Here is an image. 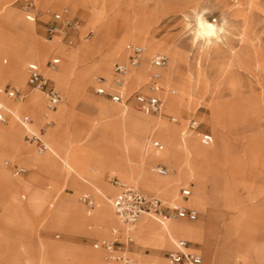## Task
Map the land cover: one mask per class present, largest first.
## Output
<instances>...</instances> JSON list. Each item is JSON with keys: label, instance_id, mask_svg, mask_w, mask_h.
<instances>
[{"label": "rangeland", "instance_id": "obj_1", "mask_svg": "<svg viewBox=\"0 0 264 264\" xmlns=\"http://www.w3.org/2000/svg\"><path fill=\"white\" fill-rule=\"evenodd\" d=\"M32 1L34 7L31 12H28L24 8L25 0H0V12L3 7L11 4L10 6L15 9V13L19 14L21 17H28L27 15H30V21L22 24V26L32 31L22 33L17 25L11 22L6 23L4 30H2V34L0 35V90L6 85L15 86L12 80L4 78H13L12 71L18 60L17 48L21 43L25 44L24 49L27 50L30 49V47H34L35 43H50L54 40H58V49L65 46L71 50H76L81 45H88L91 48V52L81 55L80 58H85L86 61L84 64L88 63L90 65L99 57L111 54L120 37L127 33L146 38L145 40L150 42L154 41L171 47L178 46L183 52V62L180 65L181 73L178 78L179 82L182 83L183 78L187 76L189 70L194 71L196 69H201L204 73L202 77L197 74L195 75L199 96L194 100L196 103L193 101V110L190 112H184L183 110L177 112V109H167L165 103L163 106V113L146 114L159 116L162 117L164 122L173 123L168 116L172 114L179 118V124H182L183 130L187 131V133L208 131L214 135L215 143L210 148L211 157L205 163L207 168L205 184L208 189V194L211 195L214 201L217 200L215 191H220V166L223 165V163L229 164V162L233 164L243 155L251 157V159L247 160L249 165L257 169L256 174L262 177V181L264 182V0ZM88 5L90 7H88ZM55 13H61L64 22L60 21L56 23L59 30L56 36H51L48 32V27L53 23ZM198 14L206 16L208 20H217L216 22L224 27V31L220 32V39L217 40L216 43L208 44L207 41L197 39L196 21ZM142 20L143 22L145 21L144 25L141 24ZM66 21L71 23L66 24ZM130 43L143 46L139 41L129 42L128 44ZM161 52L169 55L165 51ZM54 58L60 57L58 54L50 52L44 61H31L25 63V73H27V66L29 63L34 62L38 64L43 74L50 77L61 91L63 99L62 103L58 106H62L66 101L68 90L63 83L55 80L49 73V71H64L61 58L56 68L53 69L50 67V63ZM127 60L128 51L123 61L117 59L114 64ZM188 63H190L191 66ZM84 64L80 63L78 67L81 68ZM199 64L201 66H199ZM152 71L149 77L145 76L133 88L126 87V99L129 98L126 102L133 105L139 112L141 111L136 107L133 92L137 90L145 91L146 84L150 80ZM99 76H101V74H94L92 78L93 84L89 90L95 96L108 100L96 93L98 85L97 78ZM70 78V81H74V77L70 76ZM16 85L21 88H26V84L21 83L20 80L16 82ZM106 88L113 89V84H107ZM164 89H167V92L170 94L172 89H176L178 92L173 96H178L180 94V89L176 85H170L168 88L164 87ZM35 92H37V90H31L26 94L24 99L15 102H24ZM40 95L42 99H44L45 107L48 108L45 95L41 92ZM211 99H216L217 107L222 113L219 122H212L210 118H208L210 111L207 104ZM75 109L77 111H90V108L85 105L84 100L79 101ZM93 110L94 109H92V111ZM26 119H28L29 123L30 119L35 121V119L29 116H27ZM48 119H53L54 124L46 126L45 123ZM191 119L199 123L198 130H187V125ZM57 125L58 120L51 117V115H46L40 124L36 121L34 125L31 123L29 124L31 129L45 142L46 134L54 130ZM11 126L12 119L9 117H7V122L5 123L0 121L1 140H10L9 130ZM18 126L21 130V135L19 137L21 146H24L27 150H34V152L40 156L47 152L39 153L35 146L30 145V142H28L25 137L26 129L21 123H18ZM86 127V123L75 120V128L73 127V130H75L72 134V136L74 135L73 138L75 141L79 140L81 130L86 129ZM231 141H233V144H230ZM66 142L68 143V147L77 149L78 158H87L89 155L90 163L86 166V168H88L92 162L94 152L85 154L80 148H76L78 146L74 141L67 140ZM83 145L84 144L81 146ZM150 146L155 149L153 140ZM65 148L66 145L62 146V149ZM221 149H224V155L229 156V158H227V156L226 159L221 157V154H223ZM10 151L12 152L13 150ZM11 152L0 150V167L7 169L12 177H21L20 175L14 174L12 169L14 165H19L27 169L26 174L22 175L25 176L23 178L24 181L28 179L26 176L32 172V170H30L31 168L39 170L36 164H32L28 155L24 158H20L18 152ZM127 164L131 165L133 163L127 162ZM165 165L168 166V164ZM65 170L73 175H77L69 169ZM42 172L53 177V170L49 166H44ZM84 176L90 180L88 175L84 174ZM114 176L115 175L104 176L102 174L96 180L89 181L94 182L95 185L80 178L85 184L84 191H76L70 184L65 182L57 191H50L51 195L47 196V200L45 198L41 200L42 205L40 211L36 209V204L32 200L29 201L30 195L28 193L24 191H0V215L3 212V203L8 202L13 196L16 197L17 203L26 205L21 212L23 223L28 229L21 233V239L14 242V247L28 245L30 243L37 245L38 242L41 241L40 239H44L52 248H54L53 245L55 244L67 242L75 248L67 264H77L78 259L79 261L80 259L90 261L92 256L91 252L94 251H101L103 254L102 257L104 259L99 263L101 264L106 259V252L103 249H95L94 243L100 241L101 238L111 240L116 237L122 242L123 251L135 261L137 260V263L144 264L143 256L152 255H158L164 258L161 262L163 263L165 257L161 255H165L168 250H160L159 253H161V255L157 252L154 253V250H159L160 248H158L153 241H148L147 239L145 241L143 239L138 240L135 238L133 243H128L127 236L122 233L121 229L115 227H111L107 235L98 237L93 235L88 228H70L68 223L61 224L62 220L53 219V209L55 206H58L62 197H66L69 201L68 211L71 216L76 209H85L90 212L104 210L105 202L101 198L102 191L99 192L96 186L103 191L106 189L107 191L105 192L113 199L117 191H109L108 189H122V186H120V188L114 183L118 180ZM236 180L235 178L234 181L236 182ZM119 183L122 184L123 187L126 185L137 186L147 193L162 197L169 203H174L175 199H178L176 202L182 201V197L179 194L181 187L190 185L191 183L196 184L195 187L193 186V191L197 187L196 179H188L186 182L180 183L177 195L168 196L164 193L146 189L133 179L121 177ZM227 185L226 178L223 184V190H226ZM45 186L49 185L46 184ZM32 193L36 195L37 193H41V197L45 195L44 191H32ZM85 194L91 195L95 200H99L100 205L93 208L87 207L81 200V197ZM223 194V201L226 203V206L237 211V213L231 217L230 226L239 237H242L241 239L247 240L246 236L248 232H252L254 227H264L263 210L252 209L250 207L251 203H234L232 193L229 191H224ZM237 198L238 201L241 202L248 201L256 203L260 200L262 203L264 191L263 194L260 195L258 191H245L244 189H240ZM205 210L208 214L213 211L208 208V205ZM199 211L203 213L202 210ZM213 214H215L214 211ZM144 218L157 220L155 217L144 215L132 229V235H134L140 221ZM200 220L204 221L202 218ZM215 220L216 216L213 219V223ZM223 224L224 221H222V223L219 222L221 227ZM2 227V222H0V228ZM57 234L60 235L59 238L56 237ZM215 243L217 258L219 260L218 263L227 264V258L233 257L234 235L229 230L220 231V234H217ZM7 244L8 241L0 237V264H6L8 256L10 255L9 252L5 251ZM256 244L260 245L259 243ZM201 251L203 253L204 250L202 249ZM143 253L153 254L146 255ZM235 258L241 264H264V249L254 247L252 244L248 243L243 245L242 249L235 250ZM236 260L233 258L230 264H237ZM18 264L25 263L20 260Z\"/></svg>", "mask_w": 264, "mask_h": 264}, {"label": "bare ground", "instance_id": "obj_2", "mask_svg": "<svg viewBox=\"0 0 264 264\" xmlns=\"http://www.w3.org/2000/svg\"><path fill=\"white\" fill-rule=\"evenodd\" d=\"M10 5L3 7L0 12V35L2 34V30H4L6 23H9L8 17H10L11 13L15 12V9ZM88 7L90 6L88 5ZM27 16L30 17V15ZM216 21L217 20H208L206 16L198 14L196 21L197 39L207 41L208 44L216 43V41L220 39V32L224 31V27ZM21 22L25 24L27 18L22 19L19 25L16 23L13 24L17 25L22 33L26 31L32 32L31 30H26ZM144 23L145 21L143 22L142 20L141 24L144 25ZM201 23L213 25L216 29V35H199L201 31ZM221 29L223 30L221 31ZM58 30L59 28L53 36L57 34ZM145 39L146 38L137 37L133 34L127 33L120 37L111 54L99 57L91 65L88 63L84 64L86 59L80 58L81 55L91 52V48L88 45H81L76 50H71L65 46L58 49V40H54L50 43H35L34 47H30V49L27 50L24 49V43L19 44V47L17 48L18 60L12 71L13 77L17 70L20 69L21 65H25V63L31 61H44L48 54L53 52L58 54L61 58L64 71H49V73L55 80L65 85L68 90V95L66 99L64 98L66 101L62 106H58L56 110H50L45 107L44 99H42L40 91L30 95L24 102H15L5 94L0 93V103L7 108L9 112L8 117L12 119V126L9 130L10 141L13 143L12 146H14L17 151L21 146L19 143L21 130L18 123H21L23 119L29 116L40 124L46 115H51V117L58 120L57 127L45 136L46 142L52 144V146L42 156L36 154L34 150H28V156L30 157L32 164H36L40 171H42L44 166L51 167V165L56 162L58 163L59 161L63 165V168L75 172L79 178L95 185L94 182L89 181L96 180L102 175V173H100L101 169L108 165V167H111L115 172H120V177L133 179L146 189L157 191L158 193H164L168 196L177 195L180 183L186 182L188 179H196L197 187L195 188V191H204L207 172L205 163L211 157L210 148L212 145H203L199 132L189 134L187 131L183 130L182 124L166 123L162 117L152 116L144 112L141 113L137 111L133 105L126 102V87L133 88L145 76L149 77L150 72L154 68L152 58L161 51H165L169 54V61L167 65L162 68V84L167 88L170 85H176L180 89V94L178 96H173L168 93L167 89H163L159 93L160 97L164 100V105L166 103L167 109H177V112L181 110L184 112L192 111L193 101L199 96L195 75L197 74L202 77L204 73L201 69H196L194 71L189 70L187 76L183 78L182 83H180L178 78L181 73L180 65L183 62V52L181 48L178 46L171 47L169 45L159 44L154 41L150 42ZM135 41H139L143 44V60L139 66L132 68L126 77L123 90L125 100L121 104H118L92 94L89 88L93 84L92 78L94 74H101V76L97 78V81H99V78H104V87L109 83L113 84V66L115 61L117 59L123 61L127 53V44ZM80 63L84 64L81 68L78 67ZM188 64L190 65V63ZM199 66L201 65L199 64ZM70 76L74 77V81H70ZM20 81L25 84L24 80ZM98 86L99 85H97V87ZM81 100H88L89 102L97 104L98 110L93 117L91 116L82 120V122L86 123L87 127L86 129L81 130L79 140L75 141L73 138L74 135L72 136L75 130H73V127L75 128V120L81 121L75 117V106ZM207 106L210 111L208 118H210L212 122H219L222 113L217 107L216 99H211ZM30 109H32L33 112H30ZM37 110L39 111V115L35 113ZM104 124H106V126H104ZM108 125H111V128H109L110 126L108 127ZM28 127L31 129L29 125ZM115 129H118L117 131L122 137L121 146L125 152L124 160H108L103 154H101V152L95 150L92 162L88 168H81L77 162V160H79L77 149L68 147L65 151H62L54 146V144H56V139L61 136L65 137L66 141H74L78 146L76 148H80L79 146L84 144V141L87 139L91 141L93 140L97 143L93 142L87 144V146H89L88 148H92L94 144H99V138L107 135V133L112 134V130ZM1 138L2 136L0 133V140ZM155 138L163 141V149L157 150L151 148L150 145ZM133 147H136L139 151L136 152L132 150ZM221 151L223 153L224 149H221ZM226 156L227 155H224V153L221 154V157L224 159H226ZM227 158H229V156H227ZM127 162L133 164L128 165ZM158 163L163 165L168 164L169 167L165 165L168 168L166 175H160L155 171V167ZM226 166L227 164L223 163L222 167L225 168ZM84 174L88 175L90 180L87 179ZM118 185L123 188L122 184L118 183ZM96 189L99 192L102 191L101 198L105 202L104 210L90 212L81 209V214L78 217V220H76L75 218H71L73 216H71L68 211L69 202L62 201L64 198L62 197L58 206H55L53 209V219L62 220L61 224L68 223L70 228H88L92 234H96L99 237L107 235L110 232L111 227L121 229L125 236L129 234L132 235V231L130 233L127 227L116 216L112 204L113 199L107 192H105L107 190L105 189L103 191L98 186H96ZM36 196L41 197V193H37ZM177 200L178 199H175L174 203ZM33 202L36 204V209L40 211L42 201L39 200ZM185 203L203 211L209 204L201 192L194 193ZM97 206H99V203L95 200L94 207ZM215 216L216 215L213 214V211L210 212L208 214V222L206 225L202 220L189 222L182 219L161 222L159 220H149L144 218L140 221L138 229L134 232L132 237L134 236V238H137L138 240L143 239L145 241L147 239L148 241H153L160 249L170 248L176 240L173 232L175 230H181L187 234L199 236L201 238L200 243L204 248L209 250L212 247V244L210 243L209 238L207 239V233L214 225L213 219ZM40 240L41 241L38 242L37 245L30 243L28 245L15 247L18 249L16 250L17 252L10 253L6 264H18L20 260L25 264H67L70 257H72L71 255L75 251V248L67 242L55 244L53 245L54 248H52L44 239ZM97 250L100 249L97 248ZM91 253L92 256L90 261L81 259L79 261L78 259L77 264H99L103 261L104 258L102 257L103 254L101 251H94ZM143 257L144 264H161L164 260V258L158 255Z\"/></svg>", "mask_w": 264, "mask_h": 264}, {"label": "crops", "instance_id": "obj_3", "mask_svg": "<svg viewBox=\"0 0 264 264\" xmlns=\"http://www.w3.org/2000/svg\"><path fill=\"white\" fill-rule=\"evenodd\" d=\"M25 18H27V22L30 21L29 17H26V16L21 17L19 14L13 12L10 14V17H8V20H9V22L16 23L17 25H19L20 21L22 19H25ZM21 24H24V23L21 22ZM26 30H29V29L26 28ZM127 61L120 62V63H126ZM32 63H34V62H32ZM117 64H119V63L117 62L116 64H114V68H113L114 76H115V70L114 69H115V66ZM39 68H40V66H39ZM25 69H26V66L21 65L20 69L17 70V72L13 78L12 77L4 78L7 80H12V82L15 86L6 85L5 87H3L0 90V93H3L8 98H10L7 95L6 91L10 87H18L16 85V82L18 80H24L25 84H26V88H21V87H18V88H21L23 91L26 92V94L29 91H31V89L27 83L28 77H27V73H25ZM40 70H41V68H40ZM153 70H154V68H153ZM53 83L55 84L54 81H53ZM138 91L139 90L133 92L134 99H135V93ZM99 96L105 97L108 100L112 101L109 96H106V95H99ZM10 99H12V98H10ZM128 99L129 98H127L126 101ZM12 100L17 101L15 99H12ZM84 103L86 106H88V108H90V111H77V110L75 111L76 119L81 120V121L85 120L88 117H91V116L93 117L94 114L96 113V111L98 110L97 104L89 102L88 100H84ZM135 103H136V107H137L136 99H135ZM60 104H58V105H60ZM118 104H121V103H118ZM58 105L55 107V110L57 109ZM92 109H94V110L92 111ZM29 111L33 112L32 109H30ZM141 112H143V111H141ZM35 113L37 115H39L38 110ZM168 116L170 119V117L174 116V115L169 114ZM192 120H194V119H191L190 121H192ZM190 121H189V123H190ZM179 122L180 121L178 120V122H173V123H179ZM30 123L32 125H34L35 121L30 119ZM104 126H106V124H104ZM104 126H102V127H104ZM108 127L111 128V125H108ZM117 130L118 129L112 130L113 131L112 134L107 133V135L103 136L102 138H99V140H98L99 144H94V146H92V148H88L89 146H87V144L93 143L94 141L93 140L91 141L89 139L85 140L84 145L80 147L81 151H83L85 154H91L96 150V151L101 152V154H103L108 160H112V159L124 160L125 159V152L121 146L122 137H121V134ZM203 133H210V132L204 131V132H201L200 135L202 136ZM210 134L214 137V135L212 133H210ZM154 140H158V139H153V141ZM158 141H160V140H158ZM160 142L162 143V141H160ZM94 143H97V142H94ZM214 143H215V137H214L213 143H211L210 145H206L202 142V144L205 146H211ZM12 144L13 143L10 140L2 139V140H0V150L5 151V152H11L10 150H13L11 153L18 152L20 158H24L29 154V151L24 146H20L19 150L17 151L14 148V146H12ZM47 144L49 145V149H50L52 144H50V143H47ZM230 144H233V141H231ZM30 145L35 146L37 151H38L39 144L37 142H30ZM64 145H66V148L62 149V146H64ZM54 146L57 149L65 151L68 148V143L66 142V138L59 136L56 139V144H54ZM87 148H88V150H87ZM132 150H134L136 152L139 151V149H137L136 147H133ZM78 159L79 160H77V162L81 168H86V166L90 163L89 155L87 156V158L79 157ZM249 159H251L250 156H244L243 155V156H241V158L237 159L233 164L230 162H229V164L227 163L228 165L225 168H223L222 165L220 166L221 183H220V188H219L220 191H215V193L217 195L216 201H214V199L211 197V195L208 194V189H207L206 184H205L204 191H195V190L193 191V189H194L193 186L194 187L196 186L195 183H191L190 185L183 186L180 188L179 194L182 197V201L177 202V203H180V204H182L188 208L195 209L199 212V218L197 220H195V221H191L189 219H183V220H186L189 222H197L202 218L204 220L205 225L208 222V212L206 210H204V211L202 210L203 213H201L196 207H194L192 205H188L185 203L194 193H200L201 192V194H203L205 196L206 200L209 203L208 208L212 209L215 212L216 220L214 222V225L211 227L210 231L207 233V239L209 238L210 243L212 244V247L209 250L207 248H204V246L200 243L201 238L197 235L187 234L181 230H175L173 232V234L176 237V240L174 241L172 248H162L159 250H154L155 251L154 253L157 252L160 255H161V253H159L160 250H164V249L168 250L165 255H161V256L165 257V261L161 264H166L168 262V258H169L170 253L176 250V242L178 240H186L188 242V246H187L186 250L188 252H194V253L200 254L203 257V264H219L218 263L219 260L217 258L215 241H216L217 234H220V231L223 232L226 230H229L234 235L233 257L227 258V262H226L227 264L232 263L233 258L236 260L235 250L242 249L243 245L250 243L254 247L264 249V227H261V226L254 227V230L252 232H248V234L246 236L247 240L241 239L242 237H239L235 233L233 228L230 226L231 217L234 214H236L237 211L234 210L233 208H228L226 206V203L223 201L224 200V198H223L224 197L223 184H224L225 179L227 178V184L228 185H227L225 191H229L232 193L234 203H238V202H240L241 204H250L251 203L250 207L252 209L264 211V198H262V203L260 200H258V202H256V203L255 202L254 203L248 202V201L241 202V201H238V198H237V194H238V191L240 189H244L245 191H258V193L260 195H262L263 191H264V182L262 181V177H259L256 174L257 169L255 167L249 165V163L247 161ZM158 165H162L168 170V168L165 165H163L161 163H158ZM20 167L21 166H19V165H14L12 167L14 174L21 176L18 178L12 177L8 173L7 169L0 167V191H24L30 195L29 201L30 200H32V201H39L40 200L41 201L43 198H45L47 200V196L51 195L50 191H57L58 188L61 187L63 185V183H65V182L67 184H70L74 188V190H76V191H84V188H85L84 185L85 184L83 183V181L77 175H73L70 172L66 171L63 168V165L59 161H58V163L56 162L53 165H51V168L53 170V177L48 176L46 173H44L38 169L31 168L30 170H32V172L28 176H26V177H28V179H26L24 181L23 178L25 176H22V175L26 174L27 169L25 168L26 172H24V173H18L17 169ZM221 170H222V172H221ZM100 173H102L104 176L115 175L114 177H116L118 180H116V182H114V183L117 185L121 180V177H120L121 173L115 172L111 167L109 168L108 165L106 167H103L101 169ZM225 176H226V178H225ZM235 178L237 179L236 182L234 181ZM114 183H112V184H114ZM46 184H49V186H45ZM118 187H120V185H118ZM186 187L191 189V194L189 196H183L181 193L182 189L186 188ZM108 190L109 191H117L116 194L114 195V196H116L118 193L121 192L122 189H116L115 190V189L109 188ZM141 190L146 194L155 195L152 193H147L143 189H141ZM32 191H44L45 195L43 197H37L36 194L32 193ZM15 198L16 197L13 196L12 199H10L8 202L3 203V212L0 215V222H2V225H3V227L0 228L1 229L0 237L3 238L4 240L8 241V244H7V247L5 248V251H7L9 253H16L17 252L16 250H18V249H16L14 247V242L21 239V235H22L21 233H23V231L28 229V227L23 223L22 212H21V210L24 209L26 207V205H22L20 203H17ZM63 200L66 202H69L66 197H64L62 199V201ZM29 201H28V203H29ZM96 201L100 205V201L99 200H96ZM114 212H115V210H114ZM80 214H81V210L76 209V211H74V213L72 214L73 217H71V218H75L76 220H78V217L80 216ZM180 220H182V219H180ZM221 220L224 221V224L222 227H221V225H219V222L222 223ZM93 235H96V234H93ZM96 236H98V235H96ZM56 237L59 238L60 235L57 234ZM102 240H104V239L101 238L100 241H102ZM134 240H135V238H134ZM100 241H98V242H100ZM98 242H96V243H98ZM256 243H259L260 245H257ZM94 245H95V243H94ZM94 248L97 249L95 246H94ZM98 249H103V248H98ZM202 249L204 250L203 253L201 251ZM131 253H142V252H131ZM143 254H146V253H143ZM152 254H146V255H152ZM236 262H237V264H241L237 260H236ZM101 264H103V263H101Z\"/></svg>", "mask_w": 264, "mask_h": 264}, {"label": "built area", "instance_id": "obj_4", "mask_svg": "<svg viewBox=\"0 0 264 264\" xmlns=\"http://www.w3.org/2000/svg\"><path fill=\"white\" fill-rule=\"evenodd\" d=\"M34 4L32 0H25L24 8L31 12ZM63 21L64 18L61 13L54 14V21L48 27V32L51 36L57 31L58 27L56 23ZM71 22L66 21V24ZM128 51V61L126 63H119L115 66L114 76V88L107 89L104 87V78H99V86L96 88V93L99 95L109 96L115 103H122L124 98V87L126 77L132 68L137 67L143 60L144 48L142 45L130 43L126 46ZM169 61V57L166 53H157L152 58V64L154 70L150 76L149 82L146 84L145 91H138L135 93V99L137 101V107L139 110L145 113L161 114L163 113L164 100L160 97L159 92L164 89L162 84V68H164ZM60 63L59 58H54L51 63V68H56ZM27 83L31 90H37L43 93L46 97V105L48 109L54 110L55 107L62 101L63 96L61 91L56 87L53 81L46 77L39 66L35 63H30L27 66ZM7 95L17 101L26 97V92L18 87H10L7 91ZM176 89L171 90L172 95L177 94ZM7 108L0 103V121L7 122L8 117ZM172 122H178V118L171 116ZM21 124L26 129V140L28 142H37L38 152L44 153L49 150V145L43 141V139L28 125L30 124L28 119H23ZM46 126L54 124L53 119L46 121ZM199 129V123L196 120L190 121L187 126L188 131H196ZM201 141L210 145L214 141V137L210 133H203ZM153 146L157 150L163 149V144L158 141H153ZM156 171L161 175H166L168 170L158 165ZM18 173L26 172V169L20 167L17 169ZM183 196H189L191 189L186 187L182 189ZM82 202L87 207L93 208L95 206V200L91 195L85 194L81 197ZM114 210L120 221L127 227L131 233L132 229L143 215H149L155 217L157 220L164 222L167 220H180L189 219L195 221L199 218V212L195 209L188 208L180 203H169L157 195H150L144 193L139 187L131 185L123 187L121 192L113 197L112 201ZM128 243H132L134 238L132 235H127ZM96 248H103L106 252V259L103 264H139L132 257L127 255L123 251L122 242L118 238L113 240L104 239L94 245ZM188 242L186 240H178L176 242V250L171 252L166 264H203V257L194 252H188L186 250Z\"/></svg>", "mask_w": 264, "mask_h": 264}, {"label": "clouds", "instance_id": "obj_5", "mask_svg": "<svg viewBox=\"0 0 264 264\" xmlns=\"http://www.w3.org/2000/svg\"><path fill=\"white\" fill-rule=\"evenodd\" d=\"M200 29H201V31H200L199 35H206V36H214V35H216V29L211 24L201 23L200 24ZM222 30L223 29H221V31Z\"/></svg>", "mask_w": 264, "mask_h": 264}]
</instances>
